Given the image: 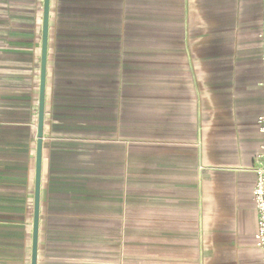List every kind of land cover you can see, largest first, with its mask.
Listing matches in <instances>:
<instances>
[{"label":"crops","instance_id":"obj_1","mask_svg":"<svg viewBox=\"0 0 264 264\" xmlns=\"http://www.w3.org/2000/svg\"><path fill=\"white\" fill-rule=\"evenodd\" d=\"M262 0H48L36 264H261ZM43 0H0V264H31Z\"/></svg>","mask_w":264,"mask_h":264},{"label":"built area","instance_id":"obj_2","mask_svg":"<svg viewBox=\"0 0 264 264\" xmlns=\"http://www.w3.org/2000/svg\"><path fill=\"white\" fill-rule=\"evenodd\" d=\"M261 42L262 53L261 61L263 65V79L261 85H264V0H262L261 8V29L258 35ZM256 129L260 135V145L258 152L255 155L254 166L252 167L255 184L252 191V200L255 211L258 216L257 230L255 233V240L259 245L261 251V264H264V114L256 118Z\"/></svg>","mask_w":264,"mask_h":264},{"label":"water","instance_id":"obj_3","mask_svg":"<svg viewBox=\"0 0 264 264\" xmlns=\"http://www.w3.org/2000/svg\"><path fill=\"white\" fill-rule=\"evenodd\" d=\"M47 27H48V0H43L42 32H41V65H40L38 118H37L36 171H35V186H34L31 264H36L38 205H39V190H40V161H41V143H42V135H43V117H44V113H43L44 111V84H45L44 78H45Z\"/></svg>","mask_w":264,"mask_h":264}]
</instances>
